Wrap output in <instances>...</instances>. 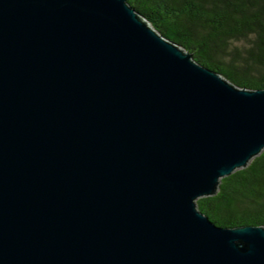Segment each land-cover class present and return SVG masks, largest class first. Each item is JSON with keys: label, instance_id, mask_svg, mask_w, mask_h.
<instances>
[{"label": "water", "instance_id": "obj_1", "mask_svg": "<svg viewBox=\"0 0 264 264\" xmlns=\"http://www.w3.org/2000/svg\"><path fill=\"white\" fill-rule=\"evenodd\" d=\"M263 150L264 89L127 0H0V264H264L196 207Z\"/></svg>", "mask_w": 264, "mask_h": 264}, {"label": "trees", "instance_id": "obj_2", "mask_svg": "<svg viewBox=\"0 0 264 264\" xmlns=\"http://www.w3.org/2000/svg\"><path fill=\"white\" fill-rule=\"evenodd\" d=\"M162 37L239 88L264 89V0H127ZM219 227L264 228V150L196 200Z\"/></svg>", "mask_w": 264, "mask_h": 264}]
</instances>
